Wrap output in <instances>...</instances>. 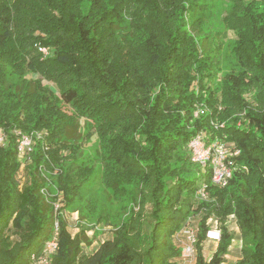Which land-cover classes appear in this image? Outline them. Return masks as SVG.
<instances>
[{
	"label": "trees",
	"instance_id": "16d2710c",
	"mask_svg": "<svg viewBox=\"0 0 264 264\" xmlns=\"http://www.w3.org/2000/svg\"><path fill=\"white\" fill-rule=\"evenodd\" d=\"M225 1L227 52L205 0H0V264H33L55 221L48 264H179L190 216L195 264H222L234 238L235 264H264V0ZM16 131H42L23 159ZM198 132L239 150L224 187L190 161ZM93 136L101 181L125 200L111 221L81 193L97 170L83 152ZM42 169L56 171L62 212L112 225L91 251L86 223L74 231L41 192ZM210 217L220 238L207 259Z\"/></svg>",
	"mask_w": 264,
	"mask_h": 264
},
{
	"label": "built area",
	"instance_id": "2783aa9c",
	"mask_svg": "<svg viewBox=\"0 0 264 264\" xmlns=\"http://www.w3.org/2000/svg\"><path fill=\"white\" fill-rule=\"evenodd\" d=\"M40 51L47 54V48L40 47ZM197 115V112H194ZM16 150L20 158H24L25 155L30 153L35 142L42 137V131L22 133L16 131ZM5 142L4 130L0 127V145ZM187 148L189 150L190 161L199 166L201 170H207L210 174V181L217 187H224L227 185L233 170L235 169L234 157L239 154V150L232 148L229 143L224 142L219 137L208 139V136L204 132H198L193 135L188 143ZM41 192L45 193V188L41 189ZM196 196L205 200L207 192L203 187H200L196 191ZM53 210L55 213H63L61 211L60 200L54 199L52 201ZM237 229V228H236ZM197 226L194 224L193 216H190L184 226L182 227L180 234V240L182 242V248L178 257L179 264H194L196 260V243H197ZM58 223H54V231L51 236L44 242L42 252L36 259L33 257V264H48L50 257L54 254L58 248ZM219 229L217 227L210 228L206 237L212 240L219 239Z\"/></svg>",
	"mask_w": 264,
	"mask_h": 264
},
{
	"label": "rangeland",
	"instance_id": "374dc122",
	"mask_svg": "<svg viewBox=\"0 0 264 264\" xmlns=\"http://www.w3.org/2000/svg\"><path fill=\"white\" fill-rule=\"evenodd\" d=\"M205 1H207V4H210V6H211V9H210L211 19H210V21L212 23L214 30H220L219 33L212 34V37L216 38L217 42H219V43L221 42V44L224 48V51L227 52V48L229 47V45L231 43V39L233 38V34L231 31L224 28V25L222 24L221 18L229 13V11L231 9V5L229 2H227L225 0H205ZM40 52H42V51H40ZM42 56L44 57V56H46V54L44 52H42ZM23 76L27 77V78L36 77V75H33L30 72L28 73V71H26V73ZM48 83H46V84L48 85ZM50 86H51V84H50ZM61 112H63V113L70 112V109L68 108V106L62 105L61 106ZM83 152L85 154H88V156L92 158L94 167H97V170L95 171L94 178L91 181L88 180L84 183L83 189L81 192L82 196H83V198L87 197L88 201H91L94 204L95 211H98L102 206L110 207L111 210L109 213L108 220H110V221L112 219L114 220V217H115V215H117V212L119 209L118 208L119 205L117 204V200L119 201V203H122V201H125V200H123V199H117L116 200L114 197H112L110 194L111 193L110 190H107L104 187L105 186L104 183L101 181V178H100L101 172L99 169V163H100V156H101L102 148L99 146V140L97 139L96 136H93L92 139L89 140L84 145ZM198 171H199L198 167L193 165V175L194 176L198 175ZM23 172H24L23 171V165H20L17 176L23 177ZM55 173H56L55 170H53L50 173L48 170L46 171L45 169L44 170L42 169V174H44L46 179H47L46 184L44 185L45 186L44 187L45 188V194L50 200L51 199L52 200L53 199H57V200L59 199L60 204L62 205L63 193L58 188L59 185H58V182L56 180L57 178L55 177L56 176ZM125 204H126V202H125ZM84 209L85 208H83V210ZM83 210H82V208H81V210H79L78 208L69 209L66 207V209L64 208L63 214L65 215L66 221L69 222L70 227L72 229L74 228V231H78V227L80 226V224L86 223L87 234L90 236H93L92 237L93 241L89 246H85V250L91 251L93 248L96 247V245L98 244V242L100 240L105 239L106 237H108L110 235L112 225L107 223V222H104V221L100 222V224H95L93 221H90V220H94V219H91L88 216H85V220H81L80 215H81V212H83ZM87 218L90 220H88ZM208 221H209V223L213 222L212 228L217 227L219 229L220 224L217 221V219H212V217H210L208 219ZM231 226H232L233 230L234 229L237 230L235 224L232 223ZM219 234H220V230H219ZM219 238H220V235H219ZM218 240H212V239L206 238V240L202 243L203 247L204 246L206 247L205 248L206 252H208L209 250H213L214 246L216 248ZM237 243H238L237 238H234L233 242L231 244L232 247L230 246L231 251L236 252L234 257L239 256L238 255L239 254V245L237 248L235 246V245H237ZM229 250H230V248H229ZM234 257L232 259L231 258L230 259L233 260Z\"/></svg>",
	"mask_w": 264,
	"mask_h": 264
},
{
	"label": "crops",
	"instance_id": "0c3cea01",
	"mask_svg": "<svg viewBox=\"0 0 264 264\" xmlns=\"http://www.w3.org/2000/svg\"><path fill=\"white\" fill-rule=\"evenodd\" d=\"M237 242V241H236ZM234 244V243H233ZM238 245L240 246V242L238 240V243L236 246V248L238 247ZM232 247V246H231ZM231 247H230V250L228 251L227 255L225 256V262H223L222 264H235L236 260L238 259V256L237 257H234L236 252H233L231 251ZM205 246L203 247V252H204V255L207 257V259L210 258L212 252L215 250V246H214V249L213 250H209L208 252H206L205 250ZM239 255V254H238ZM227 257V258H226ZM234 257L233 260H231L232 258ZM231 258V259H230ZM176 262H178V259L176 258Z\"/></svg>",
	"mask_w": 264,
	"mask_h": 264
}]
</instances>
